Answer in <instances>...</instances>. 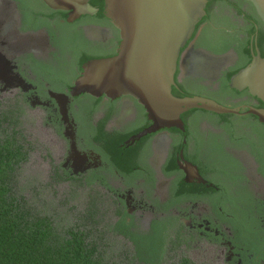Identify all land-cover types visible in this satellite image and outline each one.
<instances>
[{
	"label": "flooded vegetation",
	"instance_id": "obj_1",
	"mask_svg": "<svg viewBox=\"0 0 264 264\" xmlns=\"http://www.w3.org/2000/svg\"><path fill=\"white\" fill-rule=\"evenodd\" d=\"M205 9L181 52L176 82L194 96L222 99L234 108L258 105L248 95L221 98L220 83L245 56L243 45L251 57L257 33L264 35V24L245 0H207ZM89 17L71 31V36L79 37L77 45L103 57L116 54L118 31L106 18ZM251 29L256 30L254 36ZM50 30L53 40L45 28L23 30L17 2L0 0V54L11 67L9 78L0 79V92L15 89L21 101L43 112L38 131L61 163L55 166L45 150L52 163L51 179L102 191L111 224L139 238L144 258H151L145 251L165 244L157 252L166 259L175 241L185 249L196 243L202 253H194V258L264 264V135L247 125L250 119L237 116L226 132L213 119L195 123L189 115L182 121L184 132L163 129L126 144L135 131L151 125L143 107L128 96L70 98L62 116L52 95L68 93L72 85L61 92L52 81L68 74L72 57L57 24L52 22ZM224 47L228 49L219 52ZM187 164L195 167L198 178ZM117 237L134 249L128 238Z\"/></svg>",
	"mask_w": 264,
	"mask_h": 264
},
{
	"label": "water",
	"instance_id": "obj_2",
	"mask_svg": "<svg viewBox=\"0 0 264 264\" xmlns=\"http://www.w3.org/2000/svg\"><path fill=\"white\" fill-rule=\"evenodd\" d=\"M52 11L67 12L66 23L83 16H95L91 0H40ZM249 2L264 24V0ZM207 0H103V17L118 31L120 42L116 54L92 59L80 67L79 76L68 93L53 94L62 116L70 98L89 95L93 98L117 99L128 96L146 112L151 125L130 137L126 144L163 129L184 132L181 116L192 110L215 115L253 116L264 126V108H232L200 96L175 97V76L182 50L191 40L196 26L205 17ZM9 62L0 54V79L9 78ZM21 81H19L20 83ZM229 89L248 95L264 104V57L256 41L251 61L228 81ZM187 168L198 173L195 167Z\"/></svg>",
	"mask_w": 264,
	"mask_h": 264
},
{
	"label": "trees",
	"instance_id": "obj_3",
	"mask_svg": "<svg viewBox=\"0 0 264 264\" xmlns=\"http://www.w3.org/2000/svg\"><path fill=\"white\" fill-rule=\"evenodd\" d=\"M14 1L17 2L22 15L23 30L35 31L45 28L50 39L53 40L50 26L54 22L65 37L63 43L72 58L67 66L68 74L52 81L55 90L62 92L69 88L72 81L78 76L81 65L85 62L115 55L112 53L103 57L84 52L77 45L79 37L71 36V31L79 23L90 20L89 16L70 25L66 23V12L52 11L40 0ZM89 4L98 10L96 19L103 20V0H91ZM250 32L254 36L256 30L251 29ZM263 39L264 35L259 31L256 41L261 57H264ZM227 49L228 47H224L219 52H224ZM241 50L245 56L238 65L224 74L220 83L221 98L234 99L248 95L247 91L238 93L228 87L229 78L251 61L247 47L243 45ZM41 75L48 77L49 74L42 71ZM177 86L178 88L172 89V94L175 97L194 96V93L183 89L180 84L177 83ZM199 96L205 97L206 95L199 94ZM214 101L228 106L222 102V99ZM256 101L258 105H253V107L264 108L260 101ZM229 107L234 108L233 105H229ZM21 115L22 106L18 104L0 109V264H167L165 256H162L161 260V255L157 252L165 244H161L156 250L145 251L146 255L151 258H144L143 252L139 250L138 237L120 231L111 224V221H102L101 208L98 206L97 198H90L85 208L77 213L74 223L69 225H61V222H57L50 214L33 211L17 184L18 172L22 165L28 161L32 150L31 143L20 130ZM189 115L195 123L205 117L213 119L222 125L226 132H230L233 125L232 120L238 119L233 115H215L201 110H192L183 114L181 120L185 121V117ZM245 119H250L247 125L255 132L264 135V130L255 117L248 115ZM141 130L143 129L140 128L135 132L138 133ZM173 131L179 132L178 130ZM117 235L128 238L134 249L114 247L115 242H118ZM174 242L173 249H176L178 243ZM172 264L192 263L185 255L176 254Z\"/></svg>",
	"mask_w": 264,
	"mask_h": 264
},
{
	"label": "rangeland",
	"instance_id": "obj_4",
	"mask_svg": "<svg viewBox=\"0 0 264 264\" xmlns=\"http://www.w3.org/2000/svg\"><path fill=\"white\" fill-rule=\"evenodd\" d=\"M8 90L10 92H0V109H5V107L14 104L22 106L20 130L26 136V139L32 143L29 159L22 165L17 175L18 188L28 205L36 213L50 214L54 216L57 222H61V225H69L74 223L77 213L85 208L90 198H97L99 201L98 206L101 208L102 221H111V211L105 208L106 202L102 191L95 190L94 192L93 188L57 183L51 179L52 163L44 155L45 150H48L50 156L53 157L52 161L55 166H60L61 163L55 150L49 151L46 137L41 136L38 131V128L43 125L45 116L41 110H33L21 101L19 93L15 89ZM117 241L114 247L117 246L118 249L129 247L121 238H118ZM199 249L200 247L196 243L191 244L188 249L178 247L168 253L165 262L172 264L176 254L194 258V253H202ZM204 249H206L205 246ZM207 250L211 256V250ZM196 258L193 261H196L197 264H224L222 259L216 262L214 258H207V256H197Z\"/></svg>",
	"mask_w": 264,
	"mask_h": 264
}]
</instances>
